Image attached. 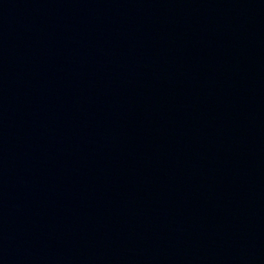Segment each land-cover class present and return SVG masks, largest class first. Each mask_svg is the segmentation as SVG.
Masks as SVG:
<instances>
[{"label": "water", "instance_id": "obj_1", "mask_svg": "<svg viewBox=\"0 0 264 264\" xmlns=\"http://www.w3.org/2000/svg\"><path fill=\"white\" fill-rule=\"evenodd\" d=\"M0 264H264V0H0Z\"/></svg>", "mask_w": 264, "mask_h": 264}]
</instances>
